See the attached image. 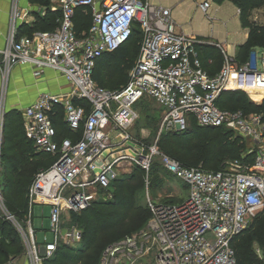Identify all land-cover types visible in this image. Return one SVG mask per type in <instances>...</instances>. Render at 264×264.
Instances as JSON below:
<instances>
[{
    "label": "built area",
    "instance_id": "2783aa9c",
    "mask_svg": "<svg viewBox=\"0 0 264 264\" xmlns=\"http://www.w3.org/2000/svg\"><path fill=\"white\" fill-rule=\"evenodd\" d=\"M55 3L57 27L26 35L19 31L21 24L27 25L19 0H13L0 48V180L6 92L13 68L29 67L34 76L51 71L68 87L66 94H41L19 110L26 139L37 153L54 159L28 188L25 226L4 210L0 188V210L23 239L28 264H43L60 244L79 243L77 229H63L64 216L89 207L86 190L108 189L124 165L142 170L148 186L156 161L184 184L186 199L155 205L148 196L150 219L145 229L106 248L99 264H113L119 254L133 262L150 251L155 264H236L233 240L264 210V123L260 115L221 110L216 101L230 91L264 94V49L238 64L216 46L223 63L210 76L198 53L208 43L179 32L169 9L148 0ZM208 8L207 2L199 5L206 16ZM77 10L90 21L80 36L74 26ZM135 28L141 36L139 52L127 83L117 91L99 87L93 79L97 61L124 45ZM144 98L163 110L158 135L185 132L194 122L200 128L233 131L249 141V149L241 160L227 162L218 171L184 166L160 152L158 139L147 144L130 133L138 119L133 107ZM57 109L70 132L80 131L78 139L57 140L53 126ZM248 157L252 161L247 162ZM35 206L50 208L51 239L44 237L41 245L32 228ZM150 241L152 248L147 246Z\"/></svg>",
    "mask_w": 264,
    "mask_h": 264
},
{
    "label": "trees",
    "instance_id": "16d2710c",
    "mask_svg": "<svg viewBox=\"0 0 264 264\" xmlns=\"http://www.w3.org/2000/svg\"><path fill=\"white\" fill-rule=\"evenodd\" d=\"M30 1L47 7L50 0ZM214 1L220 4L226 0ZM228 1L239 10L241 27L248 30L246 42L237 48L234 57L235 62L243 64L253 51L264 49V26L251 20L252 13L264 7V0ZM58 17L59 12H48L45 17L36 16L32 26L22 25L19 31L26 35H31L33 32H51L57 27ZM89 25V18L85 17L81 10H77L74 18L76 34L80 36L82 32L88 30ZM140 38L139 30L135 28L124 45L117 51L102 56L97 61L93 79L99 87L114 91L106 88L112 86L113 83L105 84L104 80L97 75L100 63L104 62L107 57L114 61L115 66V70L109 74V78L115 75L122 86L127 83L128 73L139 52ZM198 53L202 69L210 76L216 75L223 63L220 51L213 45L206 44L198 49ZM204 58L212 63V68L207 65L208 61L206 64ZM261 97L263 95H259L257 98L252 97V99L258 101ZM216 106L229 112L240 111L245 115H260L264 123V104L260 106L249 104L243 93H222L216 101ZM22 124L18 111L6 113L1 163L3 169L2 191L8 210L19 219H17L19 222L23 223L27 217L28 188L35 175L48 169L54 159L49 155L39 154L35 151L32 142L25 137ZM53 126L57 132V140L79 138L80 131L73 134L63 124L62 112L59 109L53 118ZM169 135L172 139L171 142ZM185 137L199 142L193 150H189L188 155H192L193 158L188 161L182 160V155L179 153L184 150L180 140ZM158 147L162 154L184 166L198 167L197 163L201 162L204 165L201 167L209 171L220 170V165L225 161L241 160L240 155L249 149V145L244 140L233 139L231 131L227 129L200 128L194 122L190 123L185 132L165 133L160 136ZM250 161L252 159L248 157L247 162ZM216 166L217 168H215ZM166 174L159 162H154L149 173V184L154 187L156 182L160 181V177H164ZM144 175L142 170L133 168L131 174L122 175L111 184V191H114L112 199L94 202L79 214L70 213L69 228L74 227L81 231L79 243L72 246L60 244L54 255L45 260L43 264H79V260L80 264H98L104 249L111 243L146 227L150 213L138 202L144 191ZM263 213L264 210L258 215ZM252 227L254 228L252 235L241 237L240 234L233 240L232 248L235 251L236 264H264L252 250L253 244L257 243L264 253V218H256ZM22 248L18 233L9 226L8 222L0 218V264L5 262L10 255L17 258L21 255Z\"/></svg>",
    "mask_w": 264,
    "mask_h": 264
},
{
    "label": "rangeland",
    "instance_id": "374dc122",
    "mask_svg": "<svg viewBox=\"0 0 264 264\" xmlns=\"http://www.w3.org/2000/svg\"><path fill=\"white\" fill-rule=\"evenodd\" d=\"M12 1L13 0H0V14L3 13L4 17L6 18L5 19L6 29H7V25H8V16H9L10 8L12 5ZM54 1L56 2L57 0H50L49 5L47 7H44V6H41L35 2L31 3L30 0H19L20 11L22 14H24V21L23 22L27 23L28 26L29 25L32 26L35 23L36 16L45 17L48 12L58 13L57 3H55ZM149 1L152 3V1L154 2L155 0H149ZM197 4H198V2H197ZM212 5H215V3L213 4L211 2V6ZM222 9H223V12L220 16L221 22H225L227 20L230 21L231 19H232V21H230L227 24L226 31H225V28H223V27L220 28L221 31L223 32V34L224 33L228 34V43L233 44L235 42H239V37L242 39L243 32L241 30V27L238 25L236 19H234L235 12H234L232 6L225 3L223 5ZM4 11H5V13H4ZM188 16H189V19L191 20L189 25H191L192 27L200 28V24L203 23L201 21L206 22V24H205L206 26L202 27L204 29L205 28L207 29V25L210 24L208 19L205 16H203V14L201 12H199L197 6L193 7V9H191ZM262 18L263 17L261 16V13L258 14V16L253 15V13L251 15V19H254L256 21L255 23L260 24V25H263V23H264V22H262ZM22 25H25V24H21V26ZM37 31H39V30H37ZM5 33H6V31H5ZM236 34H239L238 35L239 37L236 36ZM226 49H227L228 53H231L230 48H226ZM255 52L258 54L259 51L256 50ZM204 61H206V64H207L208 60H205V58H204ZM207 65L210 68L213 67L212 63H210L209 61H208ZM114 70H115L114 61L112 59H110L109 57H107L104 62L100 63L98 70H97V75L99 76V78L104 80L105 84L113 83L112 86H108L106 88L112 89L115 91V90L121 89V87H123V86L116 79L115 75L112 78H109V74L111 72H114ZM8 89H9V84H8L7 90ZM236 92L237 93H243L246 100L251 105L260 106V105L264 104V98H263L264 96L261 97L258 101H254L252 99V97L257 98L259 95H261V94L256 93V92L245 93L243 91H235V92L230 91V92H225V93H236ZM6 95H7V100H8L9 94H6ZM1 97H3L2 92H1ZM227 106L231 107L230 105H227ZM146 109H149V110L145 111ZM133 110L137 113L138 119L136 120L135 124L130 129V133L132 135H134L135 137H137L140 140H145V143L150 144V143L154 142V140L159 139L160 136L167 133V132H162L161 134L158 135L159 123H160L161 116L163 114V110L157 105V103H155L151 99L144 98L138 104H136L133 107ZM5 111H6V113L8 112L7 106H6V101H5ZM12 111H16V112L18 111L19 112V110H17V109L12 110ZM19 114H20V112H19ZM20 118H21V121L23 123L21 115H20ZM23 130H24V128H23ZM231 134H232L233 139L244 140L246 142V144L249 145L248 140H245V139L239 137L233 131H231ZM169 137H170L169 139L171 142L172 141L171 136L169 135ZM180 142L184 147V150L182 152H179L182 155L181 159L185 160V161L192 159L193 158L192 155H190V154L188 155V152L190 149L193 150L198 145L199 142L196 140H193L192 138H189V137H185V138L181 139ZM185 150H187V151H185ZM245 153L246 152H244L240 155L241 159L244 157ZM227 162H230V161L223 162L220 165V169H222L224 167L225 163H227ZM197 166L201 167L204 165L201 162H199V163H197ZM215 168H217V166ZM132 169L133 168H130L127 165L126 166L124 165V166H122L121 170H119V174H120V176L129 175V174H131ZM1 173H3L2 163H1ZM143 181H144L143 182L144 183V191H143L142 197H140L139 201H138L139 205H141L143 208L147 209L148 196L150 197V201H152V203H154L155 205H158L159 203H168L170 201H172L173 203H178L181 199L184 200L187 197L188 191H187V188L184 186V184L181 183L179 180L175 179L174 177L170 176V175L166 174L164 177H160V181H157L154 187H152V185H150V184L148 186H146L145 175H144ZM148 182L150 183V180H148ZM0 188H1V192L3 194L2 176H1V180H0ZM113 192L114 191H111V185L106 190L101 189L99 187H92L91 189L86 190V193L89 194V207L94 202L107 201V200L112 199ZM3 198H4V210L7 211L8 213H10V211L8 210L7 204H6L4 194H3ZM81 212H83V211H81ZM81 212H79V213H81ZM49 213H50V208L47 206H35L33 209L32 228L35 232V240H36L38 245L43 244L44 237L46 238L47 241H49L51 239V236L49 234V221H48ZM79 213H77V214H79ZM10 214H12V213H10ZM27 215H28V210H27ZM69 215L70 214H65V216H64V224H63L64 230L70 229L69 225H70V219L71 218ZM0 218L3 219L4 221H6V219L2 215L1 210H0ZM15 218L19 224L25 226V222H23V223L19 222L18 221L19 219L16 216H15ZM256 218L263 219L264 213L257 215V217H255L252 220V222L249 224V227H247V229L241 234L242 235L241 237H246L248 235L253 234L252 231L254 228L252 227V225L254 224ZM26 219H27V217H26ZM6 222H8V221H6ZM8 224L11 228L15 229V231L17 232L13 223L8 222ZM71 228H74V227H71ZM144 229H145V227L143 229H141L140 231H142ZM77 231L79 233H81V231L79 229H77ZM140 231L134 232L131 235L125 236V237L119 239L118 241H114L108 247H110L114 244L120 243V242H125V241H127L128 238H133ZM18 235L20 237L21 245L23 247L21 255H19L17 258H14L13 256L10 255L5 262H2V264H28L27 257H26V248H25V245L23 243V239L21 238L19 233H18ZM147 246L152 248L153 247L152 242L151 241L148 242ZM105 249H104V251H105ZM252 250H253L254 254L256 255V257L261 262L264 263V253H263L262 249L257 245V243L253 244ZM146 254L147 255H145V256L141 255L140 257L135 258V260H133V262L128 261L126 258H123L122 256H120L121 254H119L116 256L117 260H114L113 264H155V261L153 259V251H150ZM79 264H80V260H79Z\"/></svg>",
    "mask_w": 264,
    "mask_h": 264
},
{
    "label": "crops",
    "instance_id": "0c3cea01",
    "mask_svg": "<svg viewBox=\"0 0 264 264\" xmlns=\"http://www.w3.org/2000/svg\"><path fill=\"white\" fill-rule=\"evenodd\" d=\"M149 1V0H148ZM193 1V2H192ZM200 1V2H199ZM155 0L152 5L160 6L171 11L172 18L178 28L179 32H182L185 35L192 36L198 39H202L204 42L208 43V45H213L214 47L219 46L221 50L224 51L229 57H235L236 50L239 46L243 45L248 38V30L241 27L239 20V10L228 0L223 1L222 3H216L214 0ZM198 2V4H197ZM203 2H207L209 4V8L207 10V16L204 15L200 9L199 5ZM211 2L215 5L211 6ZM229 4L232 6L238 25L241 27L243 32L242 39L239 37V42H235L233 44L228 43V34L221 31V27L225 28L227 24L232 21L221 22L220 16L223 12V5ZM198 8L199 12L205 16L209 25H207V29L202 28L205 27L206 22L201 21L203 23L200 24V28L192 27L189 25V12L193 7ZM5 13V11H4ZM261 13L262 22H264V7L262 9L254 11L253 15L258 16ZM256 18V17H255ZM5 17L4 14H0V48L3 44V36L6 31L5 26ZM253 22H256L254 19H251ZM264 26V23L263 25ZM241 35V34H240ZM226 48L231 49V53L227 52ZM68 92V87L65 81L57 76L55 73L51 71H45L43 74L39 76L33 75V70L29 67H15L11 71L9 78V89L6 94H9L8 100L6 95V106L7 110H20L25 109L26 107L32 105L41 94L49 93L53 95L58 94H66Z\"/></svg>",
    "mask_w": 264,
    "mask_h": 264
}]
</instances>
